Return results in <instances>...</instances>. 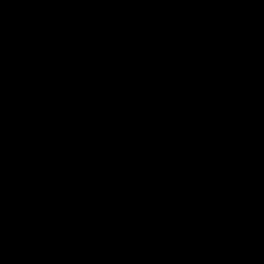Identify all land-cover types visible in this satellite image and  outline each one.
Wrapping results in <instances>:
<instances>
[{
  "label": "water",
  "instance_id": "1",
  "mask_svg": "<svg viewBox=\"0 0 264 264\" xmlns=\"http://www.w3.org/2000/svg\"><path fill=\"white\" fill-rule=\"evenodd\" d=\"M0 264H264V0H0Z\"/></svg>",
  "mask_w": 264,
  "mask_h": 264
}]
</instances>
